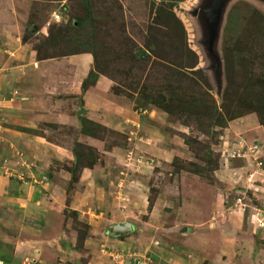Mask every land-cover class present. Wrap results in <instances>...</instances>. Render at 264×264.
<instances>
[{
  "label": "rangeland",
  "instance_id": "1",
  "mask_svg": "<svg viewBox=\"0 0 264 264\" xmlns=\"http://www.w3.org/2000/svg\"><path fill=\"white\" fill-rule=\"evenodd\" d=\"M207 1L17 2L16 42L26 44L38 61L69 57L79 64L71 73L74 92L54 96L62 100L61 106L45 110L52 115L60 111L63 122L36 117V126L12 125L35 141L37 158H24L25 170L8 169L5 174L31 180L38 201L45 203L38 213L41 221L30 227L38 239L57 244L51 246L54 254L47 255L53 259H45L49 264H85L92 250L95 257L102 247L113 251L101 236L107 225L119 224L120 209L131 208L132 186L123 189L121 180L144 185L136 217L128 210L136 223L156 218L151 216L153 207L171 212L161 216V223L173 243L189 227L201 225L199 205L192 201L193 212L188 213L182 204L200 196L196 192L202 185L214 183L215 172L222 176L220 184L236 183L221 185L224 201L241 196L258 207L252 192L257 187L249 182L264 180V0L224 1L212 42L217 65L206 50L200 12ZM0 21L6 22L1 11ZM78 54L87 55L83 65ZM133 112L136 121H128ZM131 148L136 163L126 156ZM112 150L123 160L114 161ZM123 170L127 174H119ZM88 218L99 223L90 225ZM148 240L150 236L140 243ZM206 241V252L191 251L197 255L190 257L197 264H219L216 252L225 241L215 235ZM134 245L137 250L142 246ZM135 253L143 264H151L147 253ZM135 253L126 256L135 258ZM223 254L220 264H232L235 256ZM111 256L113 263L126 257L122 251Z\"/></svg>",
  "mask_w": 264,
  "mask_h": 264
},
{
  "label": "crops",
  "instance_id": "2",
  "mask_svg": "<svg viewBox=\"0 0 264 264\" xmlns=\"http://www.w3.org/2000/svg\"><path fill=\"white\" fill-rule=\"evenodd\" d=\"M18 1L0 0V11L6 15V22L0 21V264H49L46 260L53 258L47 255L54 254L55 250L52 251L51 246L57 244H46V240L38 239L39 237L35 233L32 234L33 228L30 227V223L36 220L41 221L38 213L41 208H46L43 206L45 203L38 201L36 189L32 182L30 183L31 180L21 182L15 180L16 178H7L5 174L8 169L25 170L27 165H23L26 164L23 162L24 158L30 162L37 158L35 141H32L29 134L18 131L12 125L30 128L37 125L36 117L45 121L53 119L63 122L60 111L52 115L45 114V110L61 106L62 100L54 96H58L61 92H74L75 87L72 86L73 76L71 73L74 72V69L78 70L79 64H75L69 57L38 61L34 59L33 53L26 44L16 42L19 41L16 33V27L19 24ZM5 44L7 47H3ZM10 48H12L11 52ZM10 58L13 62L9 60ZM73 58L76 59L77 56ZM78 60L83 65L87 60V55L78 54ZM31 99L33 100L30 104ZM118 107L121 108V106ZM128 121H136L134 112ZM128 127L130 126L128 125ZM153 148L156 147L150 146L149 152L153 153ZM132 150V148L128 150L126 156L128 159L130 158V161L136 163L138 159L131 154ZM118 152L112 150L109 154L115 156L116 160L114 161L117 162L123 160L120 158L123 155L117 159ZM21 157L23 158L21 159ZM112 169L114 168L110 167V170ZM84 173V176H87V171ZM119 174L124 175L127 172L123 170L119 171ZM214 177L216 178L214 183H206L196 192V195L200 196H196L195 199L188 198L182 204L183 209L188 213L192 201L199 205L203 211L201 225L194 224L193 227H189L188 230L180 234L181 240L178 238V241L174 243L172 242L174 241L173 235L166 232L161 223L162 217L164 215L166 217V214L171 212L168 209L165 210L164 207H153L150 211L153 214L151 216L156 215V218L149 222L145 221L151 225L136 223L133 216L136 217L135 210L139 204V196L142 198L145 196L144 185L136 179L129 180L130 183H124L121 180L118 185L121 187L122 184L123 189L132 186L129 190L131 192L130 202L127 203L131 208L125 211L120 209L119 224L107 225V229L103 231V234L101 233V237L113 251L109 252L104 249L106 247H102L101 254L95 257V251L91 249L90 260L85 264H136L134 258L129 256L124 257L119 263H113L111 254L115 251H122L123 256L136 251L141 252V255L147 253L151 264H197L196 257H190V254L197 255L201 249L205 253L206 251L202 247L204 242H207L209 235H215L220 241H225L224 246L216 252L219 264L223 253L235 256L232 259V264H239L238 262L241 261L244 262L243 264H264V180L258 183L256 180L249 182L254 188L257 187L252 192L256 193L255 196L260 201L258 207L253 208L248 201H242L241 196H236L232 201H224L221 185L226 184L227 186L224 188H230L236 183L234 181L229 184H220L222 176L217 172L214 173ZM85 178L88 183L90 179ZM111 202L113 204V201ZM114 202L119 205L117 201ZM120 206L122 207V205ZM176 207L180 208V205ZM146 208L145 206L143 209ZM155 208L158 210L155 211ZM129 209L133 211V216L129 215ZM88 221L90 225L94 223V226L99 223V221L93 222L94 220L89 218ZM92 229L90 228L89 235L92 233ZM198 232L201 235H198ZM172 234L175 236L176 233ZM147 236H150L151 240L140 243V240H146ZM153 239L156 240L155 245L151 243ZM137 243L142 245L139 250L132 248L134 244L136 247ZM148 245H150V249L149 252H146ZM192 245L194 247L191 249ZM223 248L224 250H221ZM56 250L64 251L59 246H56ZM191 251L197 253H191ZM138 254L140 253H135L134 257L138 258ZM142 258V256L139 257L138 264H143ZM211 261L204 262L202 260L200 262L201 264H212Z\"/></svg>",
  "mask_w": 264,
  "mask_h": 264
},
{
  "label": "water",
  "instance_id": "3",
  "mask_svg": "<svg viewBox=\"0 0 264 264\" xmlns=\"http://www.w3.org/2000/svg\"><path fill=\"white\" fill-rule=\"evenodd\" d=\"M224 1L225 0H208L205 8L200 11L204 13V25L206 28V50L207 53L213 57L215 65H217V57L212 51V42Z\"/></svg>",
  "mask_w": 264,
  "mask_h": 264
},
{
  "label": "built area",
  "instance_id": "4",
  "mask_svg": "<svg viewBox=\"0 0 264 264\" xmlns=\"http://www.w3.org/2000/svg\"><path fill=\"white\" fill-rule=\"evenodd\" d=\"M54 18H58V15H56V14H54ZM126 256V255H125ZM129 256H130V254H129ZM139 258H134V262H136V264H138L139 262V260H138Z\"/></svg>",
  "mask_w": 264,
  "mask_h": 264
},
{
  "label": "trees",
  "instance_id": "5",
  "mask_svg": "<svg viewBox=\"0 0 264 264\" xmlns=\"http://www.w3.org/2000/svg\"><path fill=\"white\" fill-rule=\"evenodd\" d=\"M260 104V103H259ZM83 165H80V166H78L77 168H80V167H82ZM79 170V169H78Z\"/></svg>",
  "mask_w": 264,
  "mask_h": 264
}]
</instances>
